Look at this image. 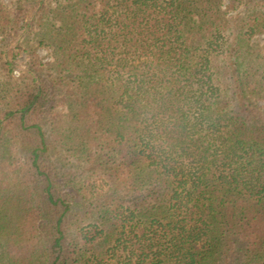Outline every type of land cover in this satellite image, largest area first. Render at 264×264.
I'll return each instance as SVG.
<instances>
[{"label": "trees", "instance_id": "trees-1", "mask_svg": "<svg viewBox=\"0 0 264 264\" xmlns=\"http://www.w3.org/2000/svg\"><path fill=\"white\" fill-rule=\"evenodd\" d=\"M54 4L0 3V264H264V0Z\"/></svg>", "mask_w": 264, "mask_h": 264}, {"label": "rangeland", "instance_id": "rangeland-1", "mask_svg": "<svg viewBox=\"0 0 264 264\" xmlns=\"http://www.w3.org/2000/svg\"><path fill=\"white\" fill-rule=\"evenodd\" d=\"M41 4H51L52 7L55 6V1L56 0H39ZM232 0H222V5H223V9L225 7L229 6V2ZM0 3L3 5L4 9L6 10V12L13 16L16 15L18 13H22L21 15H24L25 18L27 19L28 17H33L36 12L38 7L41 5L36 6V2L29 0L27 2L24 3H17L15 0H0ZM21 10L23 12H21ZM246 10V7L244 5L239 4L238 2L235 5V8L233 10H231L228 14V16H241L243 15L244 11ZM30 21V20H29ZM21 41V35L16 38H12L9 42H7V39L5 40H1L0 39V53L2 51H4V49L6 48V51H10V50H14L17 48V46L19 45ZM263 41L264 38L262 36H258L256 39H254V42L258 45V46H263ZM3 42V43H2ZM1 55V54H0ZM35 55L38 57V59L40 60L41 64H46L49 63L51 61L50 55H49V51L47 49L44 48H38L35 51ZM28 59L26 57V55L20 54L16 56L15 60L13 61V68H12V73H11V77L13 80H18L21 78V76L23 74L26 73H30L33 78L35 80H37V77L35 75L34 72H32L29 68H28ZM87 220H84L82 222H80L79 224H77L78 226L76 227L77 229H86L87 227ZM78 233V231H76ZM76 232L74 234H76Z\"/></svg>", "mask_w": 264, "mask_h": 264}]
</instances>
